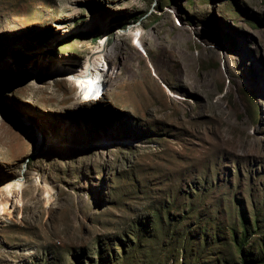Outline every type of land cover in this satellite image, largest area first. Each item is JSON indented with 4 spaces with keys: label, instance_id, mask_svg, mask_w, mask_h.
Returning a JSON list of instances; mask_svg holds the SVG:
<instances>
[{
    "label": "rangeland",
    "instance_id": "1",
    "mask_svg": "<svg viewBox=\"0 0 264 264\" xmlns=\"http://www.w3.org/2000/svg\"><path fill=\"white\" fill-rule=\"evenodd\" d=\"M7 181L0 264H264V0H0Z\"/></svg>",
    "mask_w": 264,
    "mask_h": 264
},
{
    "label": "bare ground",
    "instance_id": "2",
    "mask_svg": "<svg viewBox=\"0 0 264 264\" xmlns=\"http://www.w3.org/2000/svg\"><path fill=\"white\" fill-rule=\"evenodd\" d=\"M87 63H88V60H86ZM84 62V61H83ZM92 62V61H91ZM83 64V63H82ZM91 67V66H90ZM90 69H93L92 67ZM88 70V68H87ZM85 72V73H84ZM84 72H82L83 74H81V72L79 73V75H77V77L75 78V80L77 79V82L74 84L77 89H80V95L82 96H87L89 94V92H91V90H99L100 88V83L98 82V78H99V74L95 71L92 72L91 75L90 72L91 70H89L88 72L84 70ZM72 76H74V71H71L70 72ZM87 76H91L92 80L90 81H87ZM101 79V78H100ZM77 83H81L82 85L80 86V88L78 87ZM102 89V87L100 88V90ZM94 90V92H95ZM79 91V90H78ZM102 92V91H101ZM100 92V93H101ZM97 93H91V97H94ZM90 99V98H88ZM23 102L25 103H28L30 104V101H27V100H23ZM50 111V109H49ZM3 181H6V179H4ZM21 182V179H18L15 184H20ZM15 184H12V181H7V182H4L3 185L0 186V196L3 197V195L5 193H10L12 192L13 190H18L15 188ZM3 193V194H2ZM1 202V201H0ZM9 211V210H8ZM6 213V212H5Z\"/></svg>",
    "mask_w": 264,
    "mask_h": 264
},
{
    "label": "built area",
    "instance_id": "3",
    "mask_svg": "<svg viewBox=\"0 0 264 264\" xmlns=\"http://www.w3.org/2000/svg\"><path fill=\"white\" fill-rule=\"evenodd\" d=\"M88 96V95H87Z\"/></svg>",
    "mask_w": 264,
    "mask_h": 264
}]
</instances>
